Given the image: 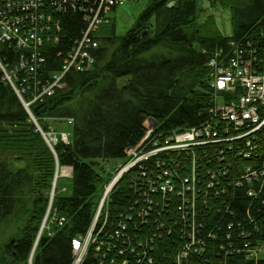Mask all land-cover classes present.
I'll return each mask as SVG.
<instances>
[{
	"label": "trees",
	"instance_id": "16d2710c",
	"mask_svg": "<svg viewBox=\"0 0 264 264\" xmlns=\"http://www.w3.org/2000/svg\"><path fill=\"white\" fill-rule=\"evenodd\" d=\"M93 2L89 6L94 11ZM215 3L231 12L229 37L221 35L213 15L198 21L200 0H146L122 35H116L114 20L101 24L91 69L68 72L61 89L29 110L2 81L0 72V224L7 219L21 222L11 239L14 242L10 240L1 249L0 264L26 263L58 168L71 170L70 178L57 179L52 201L65 222L53 229L52 237L41 238L33 264H71L70 240L90 229L101 192L111 179L97 169L99 161L125 159V150L140 141L152 122L156 124L154 134L166 136L209 119L213 102L207 65L211 56L218 50L229 52L231 42L250 41L264 49V0ZM85 17L70 10L60 14L62 34L56 45L43 52L39 79L59 70L62 58L58 54L63 57L81 37ZM0 60L13 65L16 57L9 52L0 54ZM50 121L66 126L61 132L69 133L67 144L58 139L50 147L43 139L38 128L48 132ZM259 143L264 148V140ZM260 195L264 199V188ZM133 200L128 176H124L110 193L109 224L116 222L119 212H129ZM225 200L227 205L218 201L214 208L222 215L214 216L206 227L222 234L228 223L235 224L233 216L244 220L248 209L259 224L260 206L252 205L244 190H228ZM217 221L222 222V233ZM161 235L150 255L152 264H176L181 245L176 232ZM260 262L264 264V259ZM182 264L251 263L209 250Z\"/></svg>",
	"mask_w": 264,
	"mask_h": 264
},
{
	"label": "built area",
	"instance_id": "2783aa9c",
	"mask_svg": "<svg viewBox=\"0 0 264 264\" xmlns=\"http://www.w3.org/2000/svg\"><path fill=\"white\" fill-rule=\"evenodd\" d=\"M127 1L95 0L93 11L90 0H0V54L12 52L16 57L13 65L0 60L1 79L13 88L25 109L61 89L68 72L91 69L98 28L109 23L113 9ZM69 10L86 16V28L64 54L59 70L41 80L43 52L59 42L60 14ZM207 66L213 102L209 119L166 136L154 134L156 125L151 124L140 141L125 150L117 175L104 186L94 223L85 234L70 240L71 264H152L150 255L162 232H176L181 242L176 264L209 250L262 264L264 148L259 141L264 140V49L250 41L231 42L229 52L218 50ZM61 140L67 144V134L62 133ZM65 176L70 177V171ZM124 176L134 200L128 214H118L116 222L109 224L110 193ZM228 190H244L250 203L260 206L259 224L248 209L244 220L233 216L235 224L228 223L224 233L222 222L217 221L222 234L206 227L214 216L222 215L214 208L218 201L227 205ZM201 215L206 217L200 219ZM64 220L50 196L25 264H33L41 237H52L53 229Z\"/></svg>",
	"mask_w": 264,
	"mask_h": 264
},
{
	"label": "rangeland",
	"instance_id": "374dc122",
	"mask_svg": "<svg viewBox=\"0 0 264 264\" xmlns=\"http://www.w3.org/2000/svg\"><path fill=\"white\" fill-rule=\"evenodd\" d=\"M146 5V0H128L125 4L122 6H119L116 8L115 11H112L110 13L111 17L114 18L115 24H116V35H122L125 33L127 29L133 25V22L138 17V15L141 13V11L144 9ZM212 6V7H211ZM198 10L200 12L198 21L202 22L204 18L208 14L213 15L214 20H216V26L217 29H219L224 35H230L232 32V26H231V12L229 9H226L225 7H221L218 3H215V0H200V4L198 7ZM202 10V11H200ZM262 39V38H261ZM50 127L53 128L52 138H54L53 141H55V137H58V133L63 131L62 129L66 126H64L62 123L50 121ZM49 131H51L49 129ZM43 132V131H42ZM57 134V135H55ZM55 136V137H54ZM47 137V136H46ZM119 162L117 160H109V161H99V169L102 173V175L105 178L111 177V179L117 174L119 171ZM57 179L60 178H69L65 176L67 173L65 169H58L57 170ZM65 171V172H64ZM110 179V180H111ZM64 180V179H63ZM109 180V181H110ZM57 181V180H56ZM108 184V182H107ZM105 184V186L107 185ZM60 186V185H59ZM103 191L101 192L102 195ZM49 198L52 197L55 194L54 187L51 188V192H49ZM101 198V196H100ZM99 198V200H100ZM94 220H92V223ZM21 226V222L13 221L12 219H7L4 222L0 224V253L1 249L13 238L16 236V233L18 231V228Z\"/></svg>",
	"mask_w": 264,
	"mask_h": 264
},
{
	"label": "bare ground",
	"instance_id": "6f19581e",
	"mask_svg": "<svg viewBox=\"0 0 264 264\" xmlns=\"http://www.w3.org/2000/svg\"><path fill=\"white\" fill-rule=\"evenodd\" d=\"M61 34H62V27H61V25H60V35H61ZM63 57H64V56H63ZM63 57L61 56L62 60H63ZM72 71H73V70H72ZM48 139H49V140H52V139L54 140V138H52V134H50V135L47 136V139H46V140L48 141ZM53 140H52V141H53ZM65 170H66V172L69 171V169H65ZM116 175H117V174H116ZM116 175H115V176H116ZM97 206H98V204H97ZM108 207H109V206H108ZM96 208H97V207H96ZM95 211H96V210H95ZM56 212H57V211H56ZM94 213H95V212H94ZM118 214H120V215H125V214H128V212H119ZM93 216H94V215H93ZM92 219H93V218H92ZM64 222H65V220H64ZM64 222H63V223H64ZM37 229H38V228H37ZM36 233H37V232H36ZM43 237H46V236H42L41 238H43ZM40 240H41V239H40Z\"/></svg>",
	"mask_w": 264,
	"mask_h": 264
},
{
	"label": "crops",
	"instance_id": "0c3cea01",
	"mask_svg": "<svg viewBox=\"0 0 264 264\" xmlns=\"http://www.w3.org/2000/svg\"><path fill=\"white\" fill-rule=\"evenodd\" d=\"M215 25H216V20H215ZM216 27H217V26H216ZM218 30H219V29H218ZM219 32L221 33L222 36H227V37L231 36V34H232V32H231L230 35H224L220 30H219Z\"/></svg>",
	"mask_w": 264,
	"mask_h": 264
},
{
	"label": "water",
	"instance_id": "95a60500",
	"mask_svg": "<svg viewBox=\"0 0 264 264\" xmlns=\"http://www.w3.org/2000/svg\"><path fill=\"white\" fill-rule=\"evenodd\" d=\"M152 125H156L154 122H152ZM43 136V135H42ZM44 138V137H43ZM46 142H48L47 140H45ZM14 242V240H11V243Z\"/></svg>",
	"mask_w": 264,
	"mask_h": 264
}]
</instances>
